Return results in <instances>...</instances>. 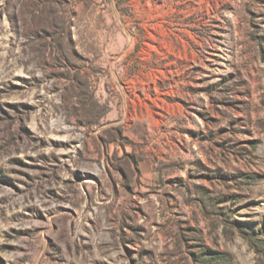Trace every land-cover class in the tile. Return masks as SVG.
<instances>
[{
  "label": "rangeland",
  "instance_id": "1",
  "mask_svg": "<svg viewBox=\"0 0 264 264\" xmlns=\"http://www.w3.org/2000/svg\"><path fill=\"white\" fill-rule=\"evenodd\" d=\"M0 264H264V0H0Z\"/></svg>",
  "mask_w": 264,
  "mask_h": 264
},
{
  "label": "trees",
  "instance_id": "2",
  "mask_svg": "<svg viewBox=\"0 0 264 264\" xmlns=\"http://www.w3.org/2000/svg\"><path fill=\"white\" fill-rule=\"evenodd\" d=\"M249 236H250V238H251V239H254V238H253L254 236H253L252 234H251V235H249Z\"/></svg>",
  "mask_w": 264,
  "mask_h": 264
}]
</instances>
